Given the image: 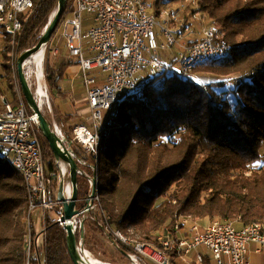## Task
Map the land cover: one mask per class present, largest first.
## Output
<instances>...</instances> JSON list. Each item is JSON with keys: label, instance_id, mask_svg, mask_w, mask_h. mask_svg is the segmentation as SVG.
Listing matches in <instances>:
<instances>
[{"label": "trees", "instance_id": "obj_1", "mask_svg": "<svg viewBox=\"0 0 264 264\" xmlns=\"http://www.w3.org/2000/svg\"><path fill=\"white\" fill-rule=\"evenodd\" d=\"M152 1L157 11L174 0ZM197 4L210 22L224 30L229 53L197 64L186 76L170 65L147 79L140 92L118 99L98 146L99 206L83 219L84 243L88 249L103 245V261L120 264L117 255L132 252L106 231L107 226L161 249L162 237L175 233L176 215L201 221L236 219L241 226L264 219V0H197ZM57 7L58 0H35L26 17L20 15L19 54L37 43ZM69 12L67 0L58 24ZM3 38L0 111L6 109L3 99L11 107L20 104L8 54L10 41ZM74 63L68 57L50 65L46 76L54 120L68 140L77 125L75 115L63 112L55 97L63 96L64 71ZM231 72L238 76L219 80ZM21 99L32 112L23 95ZM39 138L45 173H56L57 161L41 131ZM71 148L87 162L83 174H77V208H83L94 159L76 143ZM11 165V157L0 150V264L27 260L74 264L54 207L45 211L44 243L37 247L40 259L34 245L27 255V221H32V212L39 214V208L29 210L23 175ZM30 234H37L32 227ZM166 254L170 264L178 263L174 250ZM139 262L151 264L141 257Z\"/></svg>", "mask_w": 264, "mask_h": 264}, {"label": "built area", "instance_id": "obj_2", "mask_svg": "<svg viewBox=\"0 0 264 264\" xmlns=\"http://www.w3.org/2000/svg\"><path fill=\"white\" fill-rule=\"evenodd\" d=\"M184 2L189 5V10L183 6L184 20L179 22L177 13L180 10L169 12L160 8L151 13L152 0H69L70 12L60 21L57 29L65 39L68 57L77 61L78 72L85 85L91 126L77 124L71 140L65 137L57 124L52 126L61 143L69 147L70 154L76 160L77 174H83V167L87 162L72 150V142L78 144L86 155L93 157L92 168L96 178L92 203L87 207L84 202V207L79 208L80 213L70 220H60L63 208L62 202L57 199L58 181L61 176H67V167L60 161L57 162L56 173H45L36 115L27 110L21 97L17 107H11L3 99L6 109L0 111V150L11 157L12 166L23 175L29 196V210L39 208L40 230L34 237L30 234V228L35 230L36 223L27 221L28 256L31 246L34 245L40 259L37 247L44 243L45 211L53 207L59 211L56 219L59 225L63 227L69 222L75 235H78L76 248L81 259L84 261L86 252L90 253L84 243L82 224L87 211L99 206L96 174L98 146L106 123L102 110L109 112L106 118L108 121L123 92H140L147 79L162 74L170 65L180 76H186L192 74L197 64L228 55L229 44L224 30L212 22L204 24L206 15L197 9V0ZM34 4L35 0H0V50L3 49V37L8 36V54L13 74H17V37L23 26L20 15L24 14L26 17ZM83 13L88 15L84 16ZM158 17L162 20H158ZM191 19V22L199 24L198 29H192ZM89 22L91 25L84 28V24ZM172 23L179 24V27L172 30ZM51 46V40L49 44L43 45V60L47 48L53 55L57 53V49ZM33 62L32 56L24 62L27 80L28 66ZM34 95L42 106L44 100L41 101L36 93ZM88 184L90 193L91 176ZM69 196L70 193H66V197ZM235 223V220L215 219L200 227L191 215H176L175 233L173 236L166 234L162 237L161 249L151 243L128 237L118 229L107 226L106 231L132 249L127 256L134 264L139 263V257L154 264H170L167 250H174L179 260L189 264H209L206 262V253L196 251L194 259H190V253L199 246L210 251L214 264H253L246 257V244L254 242L264 248V219L249 222L240 228H236ZM26 264H29L28 260Z\"/></svg>", "mask_w": 264, "mask_h": 264}, {"label": "rangeland", "instance_id": "obj_3", "mask_svg": "<svg viewBox=\"0 0 264 264\" xmlns=\"http://www.w3.org/2000/svg\"><path fill=\"white\" fill-rule=\"evenodd\" d=\"M183 6L187 7L186 10H189L188 8V4L186 2H184V0H174V1H171L165 5H162L161 6V9H165L166 11H175V10H180L178 13H177V21H183L184 20V15H183ZM151 13H154L155 12V9H154V4H153V8L150 10ZM84 16H87L88 13H83ZM158 20H162L161 17H158ZM192 19L190 20V23H191V27L192 29H198L199 28V24L197 22H191ZM209 19L206 17L205 21H204V24L207 25L209 24ZM91 25V23H86L84 24V28H87ZM177 27H179V24H175V23H172L171 25V29L174 30L176 29ZM71 31V27H69V32ZM42 32V31H41ZM86 42H89L88 39H85ZM49 44V42H48ZM51 47H54L55 49L58 50V55L55 56L52 54V52L50 50H46L45 52V57H44V60H43V63L41 64V67H42V71H43V76H42V82H43V86H44V89L46 90L47 92V98L44 100V103L43 105L41 106V109H42V112L44 115H47L49 117V120L51 122V124H57L59 127L60 125L58 123H56V121L54 120V113L52 111V107H51V95L48 91V84H47V81H46V76H47V72H48V69H49V66H57L58 64H60V62L66 58H68V52H67V49H66V46H65V39L60 35V30H56L55 34L53 35V37H51ZM18 53V52H17ZM19 55V53H18ZM18 57V56H17ZM17 60V59H16ZM4 61V57L2 55V53L0 52V65L3 63ZM16 66V65H15ZM78 64L77 65H74V64H71L69 65L67 68L68 70L66 71V74L69 73V75L71 76V79H67V80H62L61 81V86H62V89H63V96H56L55 98V103L57 105L60 106L61 110L63 112H67V113H71V112H75L78 108V111L79 113V117L81 118H84L85 121L83 120V122H85V124L87 126H91V121L88 119L89 116H90V112H88V109L86 107V99H85V85L83 84V81L80 77V74L78 72ZM175 66V65H174ZM176 67V66H175ZM28 72H29V78H28V83L30 84L31 86V89L33 90V92L35 93L36 92V89H37V64L35 65V63H31L29 64L28 66ZM78 73V74H75V73ZM235 76H238V74L236 73H229V74H224V75H221L219 76V80H224V79H229V78H233ZM13 80L15 82V92L17 94V97H21L22 98V94H21V91H20V87H19V84H18V80H17V74H13ZM17 84V86H16ZM9 92V91H8ZM6 93V98L8 100H10L11 98V93ZM126 92H123L121 94V97L123 95H125ZM79 96V99H78V102L76 103L74 100L77 99L76 96ZM5 98L2 97V99ZM76 103V104H75ZM77 107V108H75ZM109 112L106 111V110H102V116H103V120L104 122H106V118L108 116ZM8 158H10V156L8 155ZM11 167H13L11 165ZM80 206V201L78 200L77 201V207ZM192 217V216H191ZM32 221L34 223L37 222L38 220V214L36 215L35 212H32ZM192 219L194 221H196L200 227H203L205 225H207L210 221H201V220H198V219H195L192 217ZM236 220V219H235ZM235 226L236 228H240L241 224L239 222H236L235 223ZM45 235V234H44ZM104 240H106V238L104 237ZM108 245L110 246H114L112 243L106 242ZM88 247V246H87ZM86 247V248H87ZM92 249H88L91 253V255L99 258V259H102L103 256H102V253L104 251V247L103 245H95V247L93 246H90ZM115 248V246H114ZM200 252V253H203L205 254L206 253V261L209 263V264H214V260L212 258V254L210 253L209 250H207L204 246H199L195 251L193 252ZM116 255V254H115ZM115 257V256H114ZM117 258L118 262H120V264H130L132 261L130 260V258H128V256H118L117 255ZM139 262V261H138ZM138 264H141L140 262ZM151 264H154V263H151ZM197 264V263H196Z\"/></svg>", "mask_w": 264, "mask_h": 264}, {"label": "water", "instance_id": "obj_4", "mask_svg": "<svg viewBox=\"0 0 264 264\" xmlns=\"http://www.w3.org/2000/svg\"><path fill=\"white\" fill-rule=\"evenodd\" d=\"M67 0H58V7L56 12L48 21L47 25L40 34L37 43L24 50L20 53L16 60V73L22 95L24 96L28 107L31 109L37 117L38 127L42 135L47 140L49 147L57 162H62L67 167V176H61L57 185V199L62 202V215L60 216L61 221L70 220L73 216L80 213L81 209L77 208L78 201V190H77V162L70 154L69 147H66L61 143L59 137L54 133L53 126L50 124L48 119L42 112L41 106L37 102L33 90L28 83L24 72V62L33 54L38 52L44 44L51 40L53 32L59 22V19L63 13L65 3ZM92 186L88 198L85 203L88 206L92 203V199L95 194L96 178L94 175L91 176ZM70 193L67 198L66 193ZM83 225V224H82ZM66 232V242L71 260L74 264H84L83 259L79 256L76 248V235L72 229V225L67 222L63 226ZM134 264V263H130Z\"/></svg>", "mask_w": 264, "mask_h": 264}, {"label": "crops", "instance_id": "obj_5", "mask_svg": "<svg viewBox=\"0 0 264 264\" xmlns=\"http://www.w3.org/2000/svg\"><path fill=\"white\" fill-rule=\"evenodd\" d=\"M58 52V50H57ZM71 65V64H70ZM74 65H77L76 63H74ZM77 67V66H76ZM78 68V67H77ZM68 70V68L65 69L64 71V79L67 80V79H71V76L68 74H66V71ZM75 74H78L77 72ZM0 79H1V76H0ZM79 96H76L77 99H75L74 101L77 103L78 102V99H79ZM86 99V97H85ZM86 102H87V99H86ZM75 103V104H76ZM86 107L88 109V112L90 111L89 110V107H88V104L86 103ZM77 108V107H75ZM78 110V108H77ZM75 111V112H71L72 115H75V119L73 120L76 124H85V122H83V120L85 121L84 118H81L79 117V112L80 110L78 111ZM67 113V112H65ZM108 117V116H107ZM86 125V124H85ZM61 128V127H60ZM62 132H63V129L61 128ZM64 133V132H63ZM241 227V226H240ZM40 230V227H39V222L37 220L36 222V228H35V232L38 233ZM246 249H247V253H246V257L249 259V261L253 264H264V248H260L258 246V244L254 243V242H248L246 244ZM194 253L195 252H192L190 253V259H194ZM178 260V263L177 264H189V262H185V261H181L177 258Z\"/></svg>", "mask_w": 264, "mask_h": 264}, {"label": "bare ground", "instance_id": "obj_6", "mask_svg": "<svg viewBox=\"0 0 264 264\" xmlns=\"http://www.w3.org/2000/svg\"><path fill=\"white\" fill-rule=\"evenodd\" d=\"M43 53H44V49L43 47L36 52L35 54H33V63H35V65L37 64V89H36V95L37 97H41V101L45 100V97H47V92L44 89L43 86V82H42V76H43V71H42V60H43ZM34 93V94H35ZM43 105V104H42ZM87 257L84 259V264H112L110 262L107 261H103L93 255H91V253H88V251L86 252Z\"/></svg>", "mask_w": 264, "mask_h": 264}]
</instances>
